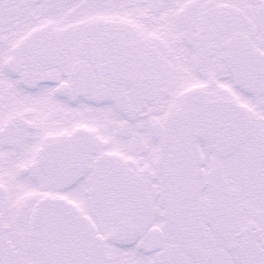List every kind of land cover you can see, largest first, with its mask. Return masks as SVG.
I'll return each mask as SVG.
<instances>
[{
	"label": "snow or ice",
	"instance_id": "snow-or-ice-1",
	"mask_svg": "<svg viewBox=\"0 0 264 264\" xmlns=\"http://www.w3.org/2000/svg\"><path fill=\"white\" fill-rule=\"evenodd\" d=\"M0 264H264V0H0Z\"/></svg>",
	"mask_w": 264,
	"mask_h": 264
}]
</instances>
